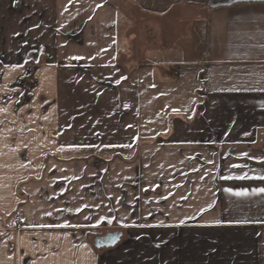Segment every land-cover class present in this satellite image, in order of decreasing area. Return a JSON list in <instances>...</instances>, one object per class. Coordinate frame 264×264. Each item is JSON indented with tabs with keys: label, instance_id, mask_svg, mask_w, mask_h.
Wrapping results in <instances>:
<instances>
[{
	"label": "crops",
	"instance_id": "crops-1",
	"mask_svg": "<svg viewBox=\"0 0 264 264\" xmlns=\"http://www.w3.org/2000/svg\"><path fill=\"white\" fill-rule=\"evenodd\" d=\"M0 264H264V0H0Z\"/></svg>",
	"mask_w": 264,
	"mask_h": 264
},
{
	"label": "water",
	"instance_id": "water-1",
	"mask_svg": "<svg viewBox=\"0 0 264 264\" xmlns=\"http://www.w3.org/2000/svg\"><path fill=\"white\" fill-rule=\"evenodd\" d=\"M120 239L119 233H108L103 237H96L94 239V247L96 249L113 247Z\"/></svg>",
	"mask_w": 264,
	"mask_h": 264
},
{
	"label": "rangeland",
	"instance_id": "rangeland-1",
	"mask_svg": "<svg viewBox=\"0 0 264 264\" xmlns=\"http://www.w3.org/2000/svg\"><path fill=\"white\" fill-rule=\"evenodd\" d=\"M122 228L117 225L115 222H112L111 225H100L96 227V236H104L107 233H113L121 231Z\"/></svg>",
	"mask_w": 264,
	"mask_h": 264
},
{
	"label": "built area",
	"instance_id": "built-area-1",
	"mask_svg": "<svg viewBox=\"0 0 264 264\" xmlns=\"http://www.w3.org/2000/svg\"><path fill=\"white\" fill-rule=\"evenodd\" d=\"M12 219H13V224L15 225L14 228L15 229L18 228V224L20 223V216L15 214L13 215Z\"/></svg>",
	"mask_w": 264,
	"mask_h": 264
},
{
	"label": "snow or ice",
	"instance_id": "snow-or-ice-1",
	"mask_svg": "<svg viewBox=\"0 0 264 264\" xmlns=\"http://www.w3.org/2000/svg\"><path fill=\"white\" fill-rule=\"evenodd\" d=\"M129 127H131V125H129ZM234 167H239L238 165H234ZM241 179H244V178H247L246 176L245 177H240ZM236 195H245L246 193H242V192H237L235 193Z\"/></svg>",
	"mask_w": 264,
	"mask_h": 264
}]
</instances>
